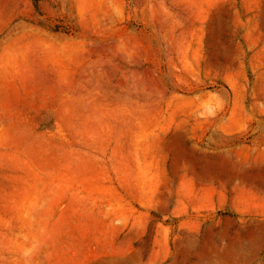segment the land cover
I'll list each match as a JSON object with an SVG mask.
<instances>
[{"label":"rangeland","instance_id":"obj_1","mask_svg":"<svg viewBox=\"0 0 264 264\" xmlns=\"http://www.w3.org/2000/svg\"><path fill=\"white\" fill-rule=\"evenodd\" d=\"M258 226L264 0H0V264H264Z\"/></svg>","mask_w":264,"mask_h":264},{"label":"bare ground","instance_id":"obj_2","mask_svg":"<svg viewBox=\"0 0 264 264\" xmlns=\"http://www.w3.org/2000/svg\"><path fill=\"white\" fill-rule=\"evenodd\" d=\"M216 20L217 21H219L220 20V17H216ZM191 159V158H190ZM191 162H192V164L194 165V161L193 160H191ZM232 171V170H231ZM235 174H237V175H239L243 180H245V181H250V179H251V181H252V178H254V179H259V176H253V177H251V175L249 176L248 174H246L244 171H242V170H240L239 168H235L234 167V169H233V173H232V175L231 176H234ZM250 178V179H249ZM246 235H248V236H259V235H264V229L263 228H261V227H255V228H248V229H246ZM184 242L189 246V247H192L193 246V244H194V242H193V240L191 239V237H189V236H185V238H184ZM244 244V243H243ZM242 244V245H243Z\"/></svg>","mask_w":264,"mask_h":264},{"label":"clouds","instance_id":"obj_3","mask_svg":"<svg viewBox=\"0 0 264 264\" xmlns=\"http://www.w3.org/2000/svg\"><path fill=\"white\" fill-rule=\"evenodd\" d=\"M212 95L215 96L217 94L213 93ZM207 112H208V115L209 116L214 115L215 109L211 105H209L207 107ZM201 115H203V113H201ZM31 253H32V250L31 249H28V250L25 251V256H30Z\"/></svg>","mask_w":264,"mask_h":264}]
</instances>
